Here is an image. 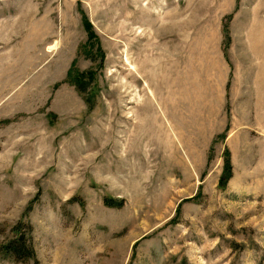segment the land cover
I'll use <instances>...</instances> for the list:
<instances>
[{
  "label": "rangeland",
  "instance_id": "rangeland-1",
  "mask_svg": "<svg viewBox=\"0 0 264 264\" xmlns=\"http://www.w3.org/2000/svg\"><path fill=\"white\" fill-rule=\"evenodd\" d=\"M18 224L35 264H264V0H0Z\"/></svg>",
  "mask_w": 264,
  "mask_h": 264
},
{
  "label": "trees",
  "instance_id": "trees-1",
  "mask_svg": "<svg viewBox=\"0 0 264 264\" xmlns=\"http://www.w3.org/2000/svg\"><path fill=\"white\" fill-rule=\"evenodd\" d=\"M84 23V28L87 31L88 39L91 40L94 38V34L92 32L90 24L86 21ZM90 72H73L69 74L70 81L76 86L78 91H83L85 89L86 83L85 79L90 78ZM225 168L223 170L221 180L222 183L229 180L231 177V168L229 166V158L228 154L226 155ZM104 203H110L105 201ZM12 233H14L13 237L6 242L4 245L0 247V253L11 257L14 261H28L33 260L34 264L36 263L35 253L33 247L30 242L26 240V233L28 234V230L26 232L23 228L18 224L12 229Z\"/></svg>",
  "mask_w": 264,
  "mask_h": 264
},
{
  "label": "bare ground",
  "instance_id": "bare-ground-1",
  "mask_svg": "<svg viewBox=\"0 0 264 264\" xmlns=\"http://www.w3.org/2000/svg\"><path fill=\"white\" fill-rule=\"evenodd\" d=\"M128 63V62H127Z\"/></svg>",
  "mask_w": 264,
  "mask_h": 264
}]
</instances>
